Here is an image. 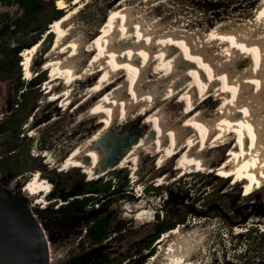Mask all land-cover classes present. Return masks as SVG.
Masks as SVG:
<instances>
[{
  "label": "bare ground",
  "instance_id": "obj_1",
  "mask_svg": "<svg viewBox=\"0 0 264 264\" xmlns=\"http://www.w3.org/2000/svg\"><path fill=\"white\" fill-rule=\"evenodd\" d=\"M68 1L57 0V8L69 7ZM126 1L115 4L87 43L73 34L71 20L81 4L71 0L74 8L50 25L54 43L36 71L32 60L41 40L20 54L25 78L32 71H48L46 94L51 95L59 87L56 80H62L63 89L49 95L51 101L63 100L64 111L72 108L70 115L87 110L79 122L97 120L93 133L70 145L64 169L82 168L98 177L127 168L136 180L141 162L150 155L157 169L178 157L175 170L179 172L193 167L213 170L217 159L212 153L228 147L220 173L225 178L235 176L244 196L264 188V0L247 21L217 22L203 32L204 37L196 33L197 41L187 28L152 18L151 12L135 15ZM172 1L144 0L142 6L154 5V13L157 6ZM86 43L90 49L84 52ZM82 51L86 59H81ZM97 72L101 76L93 79ZM215 95L220 96L216 105L204 107ZM173 108L180 111L171 121L167 112ZM142 119L132 137L128 127ZM166 179L165 173L160 175L159 184ZM24 190L47 194L50 186L35 175ZM29 221L39 233L44 264H49V241L34 215ZM179 236L180 228L164 233L148 264H190L188 257L196 244Z\"/></svg>",
  "mask_w": 264,
  "mask_h": 264
},
{
  "label": "rangeland",
  "instance_id": "obj_2",
  "mask_svg": "<svg viewBox=\"0 0 264 264\" xmlns=\"http://www.w3.org/2000/svg\"><path fill=\"white\" fill-rule=\"evenodd\" d=\"M70 1H68L69 7L63 9L64 13L74 8ZM119 1L121 0H80L81 8L71 20L73 34L83 38L87 43L90 42L101 29L110 10ZM143 1L127 0L126 2L135 15L151 12L152 18L161 17L162 22H174L176 26L187 28L191 31L189 33H192L194 41H197L196 33L204 37L203 32L217 22L230 19L247 21L253 15L252 11L260 0H174L172 3L157 6L154 13L152 10L156 7L142 6ZM0 13L16 15L20 13V9L17 6L0 5ZM51 34V39H46L44 36L39 50L34 54L33 71L37 70V66L43 62L53 46L55 34ZM32 37H34L33 34L25 35L17 42L28 45ZM7 43L15 44L9 39ZM87 43L84 52L88 50L87 48L90 49ZM209 51L211 52L212 49L209 48ZM84 52L81 53V59L87 58ZM242 58L240 61L243 62L245 59ZM33 71L30 77L25 78L22 69V79L28 82L32 77L40 74ZM42 73L47 81L48 71ZM101 74L97 72L93 75V79H98ZM148 74L152 77L151 71H148ZM56 82L59 87L54 89L51 95L46 94L47 84L43 82L38 91L32 92L28 108L23 112L28 116L21 126L24 137L22 138V135L19 137L24 140L19 142V149H26L28 144L30 156L39 159L35 162L30 160L26 167H31L34 163H40V165L35 170L28 169L22 177L0 172V197L10 201L23 215L36 217L49 241V264H76V259L80 260L77 264H88L100 254H108L116 262L122 259L115 264H148L151 258L144 262V256L139 253L130 256L133 253L134 243L147 239L154 233L156 212L160 215L166 214L168 222L176 221L185 215L186 223L176 228H180L181 232L178 239L181 240V237L185 236L186 239L184 238L183 241L188 239L196 244L188 257L190 264L258 263L263 253L256 254L254 242L251 239L246 242L244 237H238V234H243L250 226L257 227L264 233V188L244 196L245 189L242 188L240 181H236L235 176L225 178L220 173V163L228 152V147L219 148L212 153V156L215 155L217 159L213 167L214 171L209 167L204 170H196L193 167L179 172L175 170L178 157L169 161L164 168L157 169L156 162L150 155L141 162L140 173L136 180L132 176V171L127 168L109 170L98 177L85 173L82 168L64 169L63 161L72 147L70 145L75 143L73 141L83 134L93 133L98 125L96 119L86 118L79 122L80 118L86 115L87 110L75 114L76 116L70 115L72 108L69 109L70 111H64L63 100L51 101L52 94L63 89L62 80L57 79ZM13 85L12 81L0 82V119L15 109ZM76 85L73 88L78 91L80 87ZM79 96V94L75 95L76 102L79 101ZM219 98L220 96L215 95L203 106L211 108L216 105ZM179 111V108L170 109V113L166 111L169 114L167 116L170 117L167 118L171 121L175 120V114ZM142 123H144L143 119L133 122L128 127L131 132L133 131L132 137L139 131L138 127ZM26 139L30 141L27 143ZM164 173L167 175L166 182L159 184L158 177ZM35 175L49 184V193L32 195L24 190L27 182L34 179ZM99 178L100 184L109 179L119 184L127 181L126 187L121 192L135 200H119L109 207H103L98 202L96 206L91 205L90 209L72 206L65 208V198L68 197L67 202L73 198H80L84 185ZM157 186L163 189V196L160 198L155 192L148 190L150 187ZM201 192L209 196V201H217L220 204L218 215L197 218L187 211L185 204L190 203V199ZM170 195L173 196V200L168 205L164 201L168 200ZM97 216L109 217L111 222L109 237H113L116 233V223L124 222L125 231L122 233V240H117V237L121 235L117 234L116 238L108 239L97 246L79 249L76 243L80 237H83L85 226ZM244 219L246 222L241 224ZM190 234L194 238L189 237ZM163 236L164 234L155 242L157 250L159 248L157 243ZM196 239L197 242H195ZM165 243L166 240L162 244Z\"/></svg>",
  "mask_w": 264,
  "mask_h": 264
},
{
  "label": "trees",
  "instance_id": "obj_3",
  "mask_svg": "<svg viewBox=\"0 0 264 264\" xmlns=\"http://www.w3.org/2000/svg\"><path fill=\"white\" fill-rule=\"evenodd\" d=\"M57 0H0L2 6H17L20 9V13L16 15H10L9 13H0V82L12 81L13 90L15 92L14 106L9 114L4 115L0 119V172L15 177H22L25 172L29 170H35L40 163H34L31 167H26L30 160L34 162L39 159H35L30 156L29 146L27 144L26 149H19V142L24 139L21 126L27 120V114L23 112L28 108L30 95L32 92H36L40 89L46 78L43 73L37 74L32 77L28 82L22 79L21 68V53L24 49L37 44L40 40L45 38H52V34L49 31V26L56 20L60 19L63 15V9L56 7ZM48 32V33H47ZM33 34L31 42L28 45L18 43V39L25 35ZM7 39L15 42L14 45L8 44ZM27 143L30 141L26 139ZM101 179L87 182L80 194V198H76L71 202L72 207L79 209H87L88 206L100 205L103 207H109L114 202L131 199H135L131 196H125L122 189L126 187L127 181L123 183H115L110 179L100 184ZM151 192H155L160 198L163 196L162 188L160 186L150 187L148 189ZM173 200V196L170 195L169 199L164 201L166 204H170ZM190 203H186L185 207L189 213H192L197 218L213 217L217 214V211L221 208L217 201H209L208 195H203V192L196 194L190 199ZM218 215V214H217ZM156 220L154 233L142 241L136 242L133 245V253L143 255L146 262L156 253L155 242L160 239L164 233L175 229L178 225L186 223L185 215L178 218L176 221L168 222L166 214L160 215L157 213L154 215ZM244 219L241 224H244ZM111 222L109 217L101 216L96 219H92L86 226L87 235L86 238L91 245L101 244L106 238L109 237V231ZM116 233L120 232L118 240H122V232L125 231L124 222L120 221L115 226ZM114 233V234H116ZM238 237H244L246 242L252 240L255 244V252L263 253L259 257L257 264H264V233L260 232L257 227L250 226L246 228L243 234H238ZM108 259V255L104 254L97 258L93 263L89 264H115L119 263L122 259ZM144 264V263H143Z\"/></svg>",
  "mask_w": 264,
  "mask_h": 264
},
{
  "label": "water",
  "instance_id": "obj_4",
  "mask_svg": "<svg viewBox=\"0 0 264 264\" xmlns=\"http://www.w3.org/2000/svg\"><path fill=\"white\" fill-rule=\"evenodd\" d=\"M41 244L29 216L0 197V264H44Z\"/></svg>",
  "mask_w": 264,
  "mask_h": 264
},
{
  "label": "flooded vegetation",
  "instance_id": "obj_5",
  "mask_svg": "<svg viewBox=\"0 0 264 264\" xmlns=\"http://www.w3.org/2000/svg\"><path fill=\"white\" fill-rule=\"evenodd\" d=\"M74 199H76V198H73V199H71L70 200V202H66L65 204H64V206H65V208L67 207V206H70L71 205V202L74 200ZM91 207L90 206H88V208L87 209H90ZM98 217H101V216H97V217H94L93 219H96V218H98ZM118 224V222L116 223V225ZM115 225V226H116ZM87 226V225H86ZM86 226H85V229H84V235H83V237H80L79 238V241L76 243V246L79 248V249H82L83 247H94V246H97V245H91L89 242H88V240H87V238H86V235H87V228H86ZM123 233V232H122ZM119 235L120 234V232H118V233H116V234H114L113 235V237H108V238H106L104 241H106V240H108V239H113V238H116V235ZM119 237V236H118ZM118 237H117V240H118ZM114 240H116V239H114ZM103 241V242H104ZM102 242V243H103ZM101 243V244H102ZM49 251H50V245H49ZM102 255H104V254H100V255H98L95 259H93V261H90V263H93V262H95L96 260H97V258L98 257H100V256H102ZM108 255V254H107ZM112 260L113 258H110L109 257V255H108V259L107 260ZM49 261H50V259H49ZM75 261H77V263H79L80 262V260H78V259H76ZM76 263V264H77ZM89 264V263H88Z\"/></svg>",
  "mask_w": 264,
  "mask_h": 264
},
{
  "label": "built area",
  "instance_id": "obj_6",
  "mask_svg": "<svg viewBox=\"0 0 264 264\" xmlns=\"http://www.w3.org/2000/svg\"><path fill=\"white\" fill-rule=\"evenodd\" d=\"M96 206V205H95Z\"/></svg>",
  "mask_w": 264,
  "mask_h": 264
}]
</instances>
